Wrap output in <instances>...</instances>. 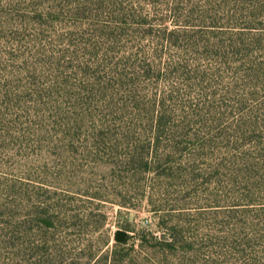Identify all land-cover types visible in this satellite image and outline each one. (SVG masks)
Returning <instances> with one entry per match:
<instances>
[{
  "label": "rangeland",
  "instance_id": "obj_1",
  "mask_svg": "<svg viewBox=\"0 0 264 264\" xmlns=\"http://www.w3.org/2000/svg\"><path fill=\"white\" fill-rule=\"evenodd\" d=\"M129 1L0 0V264H94L75 248L100 237L134 246L125 264H264V14L219 30L237 33L244 72L187 120L213 137L205 155L141 174L121 165L125 95L97 68Z\"/></svg>",
  "mask_w": 264,
  "mask_h": 264
},
{
  "label": "trees",
  "instance_id": "obj_2",
  "mask_svg": "<svg viewBox=\"0 0 264 264\" xmlns=\"http://www.w3.org/2000/svg\"><path fill=\"white\" fill-rule=\"evenodd\" d=\"M145 2L150 10L145 11L140 1L130 0L128 7L122 4L113 15L115 24L110 31H104L113 45L106 50L103 47L105 53L97 61V68L110 76L102 83L104 93H122L126 98L121 99L123 106L119 110L112 109L119 119L117 140L124 152L121 165L141 174L169 166L173 157L186 158L192 149V159L205 155L203 142H210L213 137L202 138L200 144L199 131L187 120L202 117L207 104L211 102L214 107L223 93H233L236 87L231 89L223 83L225 73L237 80L244 72L242 63L234 59L239 53L234 38L237 33L219 30L231 28L236 17L257 20L264 14L261 0H243L242 8L237 5L238 0ZM171 3L176 7L171 8ZM231 5L237 8H225ZM171 21L173 28L167 27ZM123 37L125 50L116 46ZM109 53L123 56L115 60ZM160 82L163 85L159 89ZM199 150L202 153L196 154ZM55 220L49 217L48 223ZM145 237H135L134 242L139 241L144 247ZM81 243L74 254L94 264H125L134 248L118 242L107 251L104 247L108 243L101 237L96 243Z\"/></svg>",
  "mask_w": 264,
  "mask_h": 264
}]
</instances>
